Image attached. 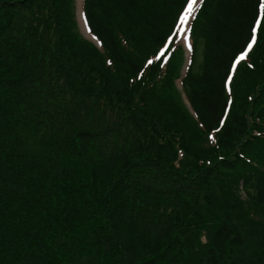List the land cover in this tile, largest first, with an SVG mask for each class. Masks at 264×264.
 I'll list each match as a JSON object with an SVG mask.
<instances>
[{"label": "trees", "instance_id": "trees-1", "mask_svg": "<svg viewBox=\"0 0 264 264\" xmlns=\"http://www.w3.org/2000/svg\"><path fill=\"white\" fill-rule=\"evenodd\" d=\"M184 2L0 0V264H264V22L229 97L257 0L144 69Z\"/></svg>", "mask_w": 264, "mask_h": 264}, {"label": "snow or ice", "instance_id": "snow-or-ice-1", "mask_svg": "<svg viewBox=\"0 0 264 264\" xmlns=\"http://www.w3.org/2000/svg\"><path fill=\"white\" fill-rule=\"evenodd\" d=\"M200 4V0H185L181 5L180 10L177 12L176 17L173 22V27L170 30L169 34L163 39L162 46L150 57L145 58L143 68L148 69L154 63L159 62L167 56L168 51L171 46H180L184 47L187 50H191L190 40L188 35L187 24L190 22V18L197 11V7ZM250 24L247 29H245L239 36V42L234 46L231 55L228 57L227 63L223 67V75L221 78V86L225 93L228 96H231V84L234 80V74L238 69V66L243 62L247 64L249 69H253L254 65L248 62V57L250 52L254 49V45L259 40V28L264 22V0H257L254 5L253 14L250 18ZM85 29L87 25H84ZM95 39V37H93ZM110 64L111 61H108ZM161 67H164L162 64ZM143 72H138L136 74V79L139 80L142 78ZM249 100H252V97H248ZM232 103L231 99H228L225 103V106L222 107L221 112L225 115L228 112V105ZM225 123V116H219L215 120V124L219 127L211 128L207 139L210 143H215V137L213 133L219 132L220 127ZM240 158L243 159V154H240ZM218 159L223 160V157H218ZM211 163V161H209Z\"/></svg>", "mask_w": 264, "mask_h": 264}, {"label": "bare ground", "instance_id": "bare-ground-1", "mask_svg": "<svg viewBox=\"0 0 264 264\" xmlns=\"http://www.w3.org/2000/svg\"><path fill=\"white\" fill-rule=\"evenodd\" d=\"M78 6H79V8H78L79 19H80L81 25L83 24V26H82V27H83V31H84L85 35L88 37V39H90V37H89V35H88V32H87V28L85 29V27H84V22H83V18H82L81 0L78 1ZM192 17H193V16H192ZM192 17L190 18V21H191ZM189 23H190V22H189ZM189 23L187 24V28H188V26H189ZM186 34L188 35V32H187Z\"/></svg>", "mask_w": 264, "mask_h": 264}, {"label": "rangeland", "instance_id": "rangeland-1", "mask_svg": "<svg viewBox=\"0 0 264 264\" xmlns=\"http://www.w3.org/2000/svg\"><path fill=\"white\" fill-rule=\"evenodd\" d=\"M75 1H76V14H77V23H78L79 31H80V34H81L85 39H87V36L84 34L83 29H82V26H81V23H80V21H79V16H78V1H79V0H75ZM183 48H184V47H183ZM184 50H185V52L188 54V50L185 49V48H184Z\"/></svg>", "mask_w": 264, "mask_h": 264}]
</instances>
